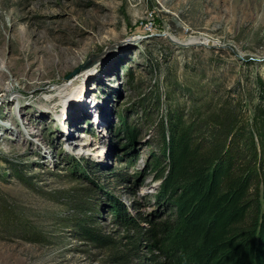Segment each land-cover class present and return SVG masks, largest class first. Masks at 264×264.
<instances>
[{"label":"rangeland","instance_id":"obj_1","mask_svg":"<svg viewBox=\"0 0 264 264\" xmlns=\"http://www.w3.org/2000/svg\"><path fill=\"white\" fill-rule=\"evenodd\" d=\"M258 79L264 0H0V264H151L158 124L230 107L245 143Z\"/></svg>","mask_w":264,"mask_h":264},{"label":"trees","instance_id":"obj_2","mask_svg":"<svg viewBox=\"0 0 264 264\" xmlns=\"http://www.w3.org/2000/svg\"><path fill=\"white\" fill-rule=\"evenodd\" d=\"M257 82L264 104V85ZM202 122L170 114L167 125L157 123L168 165L158 156L153 164L162 178L158 199L168 213L148 219L139 238L150 246L151 264H264V116L254 114L256 136L250 133L245 143L230 107ZM110 207L114 222L137 227L114 202ZM90 220L78 222L79 234L103 239ZM137 246L133 241L131 249ZM154 247H164L163 256L153 254Z\"/></svg>","mask_w":264,"mask_h":264},{"label":"bare ground","instance_id":"obj_3","mask_svg":"<svg viewBox=\"0 0 264 264\" xmlns=\"http://www.w3.org/2000/svg\"><path fill=\"white\" fill-rule=\"evenodd\" d=\"M21 62H24V61H21ZM36 61L34 60V61H32V65H33V63H35ZM20 68L22 69V68H25V65L24 64H20ZM87 68H84V69H81L79 72H77L73 77H75L76 75H78L82 70H86ZM20 72H21V70H20ZM19 72V73H20Z\"/></svg>","mask_w":264,"mask_h":264}]
</instances>
